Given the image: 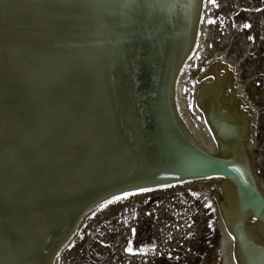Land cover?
<instances>
[{"label":"bare ground","instance_id":"6f19581e","mask_svg":"<svg viewBox=\"0 0 264 264\" xmlns=\"http://www.w3.org/2000/svg\"><path fill=\"white\" fill-rule=\"evenodd\" d=\"M56 1L61 0H39L33 11L36 0H0V264H41L53 243L50 261L100 199L151 187L180 168L225 179L213 197L235 237L230 235L233 252L240 264H264V190L256 185L243 155H237L245 149L247 133L238 120L243 104L231 71L220 60L209 64L201 77L212 79L197 91L217 150L202 133H197L202 142L198 146L174 112L177 132L189 141L176 139L166 112V67L186 29L189 0H137L127 8L121 7L124 0H109L107 14L106 3L98 0L96 6L90 3L96 10L89 5L95 15L103 10L104 25L97 34L86 28L89 23L84 25L86 15L74 13L61 20ZM88 1L81 0L80 7L76 3L78 8L74 4L75 10L82 12ZM196 1L201 2L198 28L203 0ZM29 18L36 28L27 24ZM163 23L165 32L153 47ZM52 27L60 38L49 33ZM102 50L108 52L104 73L109 72L112 88L102 73ZM207 155L213 156L211 163L204 160ZM88 184L95 187L90 197L67 204L65 194ZM60 195L66 198L62 203ZM72 212L69 224L65 219ZM62 223L61 235L53 236Z\"/></svg>","mask_w":264,"mask_h":264},{"label":"rangeland","instance_id":"374dc122","mask_svg":"<svg viewBox=\"0 0 264 264\" xmlns=\"http://www.w3.org/2000/svg\"><path fill=\"white\" fill-rule=\"evenodd\" d=\"M37 2L39 0L33 4V11L38 5ZM189 3L184 7L187 14L186 29L166 67L168 80L165 90L168 93L165 103L168 109L166 112L172 116L171 129L173 132L181 131L178 124L173 122L177 118L174 113L176 112L187 124L198 146L202 142L197 133H202L203 137H210L212 150H217V143L211 138L213 133L210 125L204 120L200 108L202 104L196 101V97L202 83L212 79L209 75L201 77L207 66L218 60L222 61L232 73L236 95L241 100L240 105L243 104L238 111V120L247 136L242 140L245 149L241 150L238 145L241 152L238 151L237 155H243V162L247 163L253 180L263 192L264 0H216L215 6L203 0V18L201 16L196 39L201 2L189 0ZM195 12L197 15H194ZM208 17L216 22L208 23ZM30 21L31 18L27 24ZM244 23H248L249 27H243ZM54 28L49 33L59 38L60 35ZM249 36L252 39H248ZM191 41L190 50L186 55L183 54ZM222 72L220 69L219 74ZM189 102L192 107L188 106ZM176 136V139L179 137L189 141L179 133ZM192 142L191 139L189 146L195 149L196 145ZM214 151H211L212 155ZM212 155L205 156L204 160L211 163ZM211 177L166 183L162 185L168 187L163 188L154 185L147 187L152 189L150 192L136 193L132 190L129 192H133V195L113 201L104 208L99 205L105 200L96 204L80 218L70 241L57 251L59 255L53 254L51 260L47 261L53 244L51 243V248L43 255L41 264H240L233 252L235 237L229 234L232 231L224 225L213 197V193L218 191L225 179L219 175ZM91 185L70 192L68 197L65 194L68 198L67 204L85 195L90 197L94 192L90 190L95 189ZM66 198L58 196L59 202ZM109 199L111 197L106 200ZM133 212L136 213L135 217L132 216ZM73 214L70 213L65 219L69 224ZM209 221L212 222L211 227ZM62 229L63 223L57 227L53 236L59 237ZM15 238L17 239L14 229ZM129 240L132 241L133 252L124 251ZM68 244L72 247L69 248ZM153 244L156 245L155 248L152 247ZM19 246L20 242L17 241V250ZM142 247L145 251H139ZM32 258L30 255L29 259Z\"/></svg>","mask_w":264,"mask_h":264},{"label":"water","instance_id":"95a60500","mask_svg":"<svg viewBox=\"0 0 264 264\" xmlns=\"http://www.w3.org/2000/svg\"><path fill=\"white\" fill-rule=\"evenodd\" d=\"M80 1L81 0H61V1H59V2H57L55 5L57 6V11L56 12H58L59 13V17H60V19L61 20H63V19H65V17L66 16H69L70 14H73V15H75L74 13H80V14H82V16H85L86 15V17H85V20L87 21V23L86 24H84L85 26L89 23V25L88 26H86V28L88 27V30L91 32V33H98V26L100 27L101 26V28H102V25H104L103 24V22L102 21H100V20H102V17H101V15H102V11L103 10H101L100 12H99V16H98V14H94L95 12L93 11V10H96L95 8H94V6H91V4L90 3H94L95 4V6L97 5V2H98V0H89L88 2H87V4H86V6H85V9L81 12V11H79L78 9L77 10H75V8H74V4H75V6H76V3L78 4V6L80 7ZM83 1V0H82ZM107 1H109V0H104L103 1V4L104 3H106V14H107V12H108V10H107V6H109V3L107 2ZM111 2V1H110ZM99 3H100V0H99ZM173 3H175V2H173ZM48 5H51L50 3L49 4H47V6L45 7V8H48L49 6ZM89 5H90V7H92L93 8V10L92 9H90V7H89ZM111 5H112V3H111ZM172 6L173 5H171V7H168L169 8V10L172 8ZM77 7V6H76ZM78 8V7H77ZM173 9V8H172ZM171 14H174L172 11H171V13H170V15ZM201 16H202V12H201V14H200V18H199V22L201 21ZM100 18V19H99ZM90 21V22H89ZM83 24V23H82ZM31 27H33V28H36V24L34 23V22H31L30 24H29ZM72 27L73 28H75L76 27V29L78 30V27H79V25H77V26H75V24H73L72 25ZM104 27V26H103ZM105 28V27H104ZM163 28H164V23H163V26L161 27V29L159 30V33H158V36H155L154 38H155V40H156V43L153 45V47H155V46H157L158 45V40H160V38H162V36H163V34H164V32H165V30L163 31V32H161L162 30H163ZM80 29V28H79ZM63 30H64V27L62 28V30H61V34H63L64 35V33H63ZM102 31V30H101ZM199 32V29L197 28V33ZM30 34H32V35H34V32H33V29H30ZM157 37V38H156ZM60 38V37H59ZM61 41H62V39H61ZM96 41V40H95ZM97 42L98 43H101V41L99 40V39H97ZM96 45H97V43H96ZM98 49L96 48V51H97ZM103 51V53H100V60H101V64H102V67H103V71H102V73L104 74V76L106 77V80H107V83H108V87H110V88H112V85L109 83L110 81H109V79H108V77L109 78H111L110 77V75H109V72L108 73H104V71H105V69H106V71H108L107 69H108V67H107V57H108V52H105L104 50H102ZM114 52L115 51H113V54H114ZM116 53V52H115ZM102 54V55H101ZM116 56H117V53L115 54ZM105 68V69H104ZM106 74H107V76H106ZM109 75V76H108ZM154 109L156 110V111H158V106L157 105H155L154 106ZM148 119V118H147ZM166 170H168V169H166ZM172 173H170V177L169 178H167L165 181H157V182H154V183H150V184H152V185H149V186H153V185H158V184H162V183H165L166 184V182H169V183H171L172 181H175V180H177V181H182V180H192V179H190V178H204V177H211V176H214L213 174H217V173H212V172H208V173H206V172H204L203 173V171H194L192 168H180V170H178V171H171ZM241 178V177H240ZM252 182V181H251ZM146 184V183H145ZM147 184H149V183H147ZM146 184V185H147ZM252 184H254L253 182H252ZM142 185H144V184H142ZM141 185V186H142ZM254 186V185H253ZM253 189H254V187H252ZM127 190H130V189H127ZM127 190H124V191H127ZM124 191H119L118 193H121V192H124ZM118 193H110V194H107V196L106 197H104V198H102V199H100L98 202H101V201H103V200H105L106 198H108V197H111V196H113L114 194H118ZM98 202L96 203V204H98ZM95 204V205H96ZM95 205H93V206H95ZM92 206V207H93Z\"/></svg>","mask_w":264,"mask_h":264},{"label":"snow or ice","instance_id":"6c2138e0","mask_svg":"<svg viewBox=\"0 0 264 264\" xmlns=\"http://www.w3.org/2000/svg\"><path fill=\"white\" fill-rule=\"evenodd\" d=\"M207 2H208L209 4L214 5V6L216 5V0H207ZM136 3H137V0H124V3H123V5H122L121 7H122V8L132 7L133 4H136ZM149 6H151V5H149ZM257 11H259V9H257ZM202 18H203V16H202ZM207 22H208V23H215L216 21L213 20L212 17H208V18H207ZM220 22L223 23V21H220ZM243 27L248 28V27H249V24H248V23H244V24H243ZM248 39H252V37L249 36ZM188 106H189V107H192L191 102H189V105H188ZM157 187L163 188V187H168V186H167V185H162V184H161V185H157ZM134 191H135L136 193H141V192H150V191H152V189H150V188H141V187H138V188H136ZM133 194H134L133 192H121L119 195L112 196L111 199H109V200H105L104 202H102V203L99 205V207H100V208H104L105 205H107V204H111L113 201H119V200H121L122 198H126V197H128V196H130V195H133ZM193 195H197V194H196V193H193ZM207 206H208V205H206V207H207ZM132 216L135 217V216H136V213L133 212V213H132ZM124 222L127 223V220H125ZM211 226H212V222L209 221V227H211ZM132 231H133V233H135V229H134V228L132 229ZM189 235H191V233H189ZM68 247L70 248V247H72V245H71V244H68ZM152 247L155 248L156 245L153 244ZM124 251H126V252H133L132 241H131V240L128 241V246L124 249ZM139 251H145V248L142 247V248L139 249ZM57 255H59V253H57Z\"/></svg>","mask_w":264,"mask_h":264}]
</instances>
